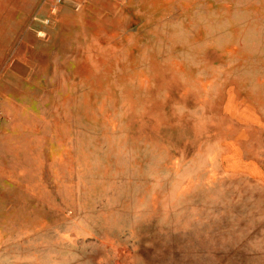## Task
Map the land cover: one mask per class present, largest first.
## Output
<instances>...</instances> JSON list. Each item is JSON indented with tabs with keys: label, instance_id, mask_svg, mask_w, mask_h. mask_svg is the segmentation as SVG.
Instances as JSON below:
<instances>
[{
	"label": "rangeland",
	"instance_id": "1",
	"mask_svg": "<svg viewBox=\"0 0 264 264\" xmlns=\"http://www.w3.org/2000/svg\"><path fill=\"white\" fill-rule=\"evenodd\" d=\"M0 264H264V0H0Z\"/></svg>",
	"mask_w": 264,
	"mask_h": 264
}]
</instances>
